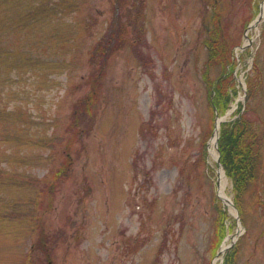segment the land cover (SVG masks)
Segmentation results:
<instances>
[{
	"label": "rangeland",
	"instance_id": "rangeland-1",
	"mask_svg": "<svg viewBox=\"0 0 264 264\" xmlns=\"http://www.w3.org/2000/svg\"><path fill=\"white\" fill-rule=\"evenodd\" d=\"M27 1L36 3L17 5ZM215 1L234 46L237 89L219 117L231 120L246 104L249 77L264 130V0ZM68 2L65 15L0 32L11 48L27 49L34 35L45 48L38 65L17 64L10 80L0 68V109L12 113L0 112V121L19 127L8 137L0 125V264H223L224 246H239L238 264H264L257 190L244 195L242 211L230 207L210 153L216 119L201 70L214 0H143L142 36L133 0L125 8ZM115 25L118 49L100 98L84 112L96 75L90 51ZM221 72L212 68L211 78ZM222 211L226 231L216 246Z\"/></svg>",
	"mask_w": 264,
	"mask_h": 264
},
{
	"label": "trees",
	"instance_id": "trees-1",
	"mask_svg": "<svg viewBox=\"0 0 264 264\" xmlns=\"http://www.w3.org/2000/svg\"><path fill=\"white\" fill-rule=\"evenodd\" d=\"M2 2V4H1ZM34 6L29 1L23 5H17V0H0V19L2 14L8 16L9 24L3 25L0 22V32L8 30L13 33L20 26H24L28 21L27 27L35 23H44L47 19L61 13L68 8H73V4L68 0H35ZM120 7H126V0H117ZM135 9L132 14L135 29L142 36L144 32L143 26H139L141 17L143 0H133ZM214 10L212 11V27L207 31L208 38L205 40L208 55L207 61L201 70V76L206 84L209 95V108L215 115L216 112L225 113L237 94L236 82L234 81V72L236 69V61L233 55V47L230 45L228 31L222 24V15L218 10V5L214 0ZM136 13V14H135ZM66 12L63 14L65 15ZM139 15V16H138ZM136 17V18H134ZM247 26L250 22H246ZM113 27V26H112ZM24 30V28H21ZM119 40L117 34V25L109 32L106 38L98 41L91 49L89 62L93 68H96V75H89V98L84 102V112L89 111L90 105L96 102L100 96L103 87V79L105 77V68L110 56L117 51L116 44ZM41 41L37 40L36 35L27 43V49H23L20 45L11 48L4 45V40L0 37V66L1 69L6 68V78L11 69H15L17 64L38 65L39 60L38 47ZM247 52V51H246ZM222 68L221 74L216 78H211V70L214 67ZM258 67L257 61L255 67ZM9 68V69H8ZM7 84L11 82H5ZM248 94L246 104H239L236 112L232 115L231 120L222 123L220 128L219 149L221 155V163L225 168L227 177L232 182L233 200L236 207L242 211V200L244 195L251 189L257 190V204L264 208V130L263 122L256 116L253 100L255 95V87L253 80L248 77ZM6 107L0 109L7 116L12 113L6 110ZM79 110V104L77 106ZM75 109L73 117L78 116V110ZM77 118V117H76ZM14 120V119H13ZM15 121V120H14ZM16 122V121H15ZM4 126L8 137L12 136L19 129L17 123L1 122ZM222 219L218 222L217 246L225 231L226 225L224 219L227 218L226 212L222 211ZM44 242V241H43ZM42 242V243H43ZM239 246L231 248L225 254L223 264H238Z\"/></svg>",
	"mask_w": 264,
	"mask_h": 264
},
{
	"label": "bare ground",
	"instance_id": "bare-ground-1",
	"mask_svg": "<svg viewBox=\"0 0 264 264\" xmlns=\"http://www.w3.org/2000/svg\"><path fill=\"white\" fill-rule=\"evenodd\" d=\"M220 126V120L217 121V127L219 128ZM217 131L218 129L216 130L213 138L211 139L210 141V153H211V156H213L214 158L217 157V151H216V137H217ZM226 187H227V180H226V175H225V172L223 170V168H221L219 170V179H218V192H219V196L222 197V199L225 200V202L230 206L232 207V205L230 204V201H229V197L226 193ZM225 246L223 247L222 250H224ZM214 264H217L216 262Z\"/></svg>",
	"mask_w": 264,
	"mask_h": 264
},
{
	"label": "water",
	"instance_id": "water-1",
	"mask_svg": "<svg viewBox=\"0 0 264 264\" xmlns=\"http://www.w3.org/2000/svg\"><path fill=\"white\" fill-rule=\"evenodd\" d=\"M245 48H246V46L243 47V49H245ZM217 119H219V120H220V123H222V121H223L222 119H223V118H220V117L217 115ZM220 125H221V124H220ZM216 128H218V127H216ZM218 140H219V130H218L217 137H216V149H217V152H218L217 162H218L219 166L222 168L223 166H222V164H221V159H220V150H219V146H218ZM229 201H230V200H229ZM230 203L233 204L232 201H230Z\"/></svg>",
	"mask_w": 264,
	"mask_h": 264
}]
</instances>
